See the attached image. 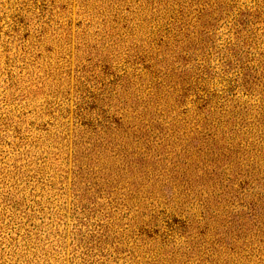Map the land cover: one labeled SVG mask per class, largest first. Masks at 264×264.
Segmentation results:
<instances>
[{
	"label": "rangeland",
	"instance_id": "374dc122",
	"mask_svg": "<svg viewBox=\"0 0 264 264\" xmlns=\"http://www.w3.org/2000/svg\"><path fill=\"white\" fill-rule=\"evenodd\" d=\"M0 264H264V0H0Z\"/></svg>",
	"mask_w": 264,
	"mask_h": 264
}]
</instances>
